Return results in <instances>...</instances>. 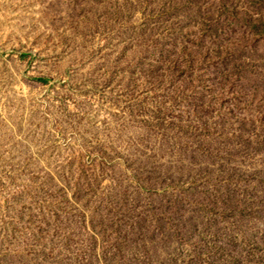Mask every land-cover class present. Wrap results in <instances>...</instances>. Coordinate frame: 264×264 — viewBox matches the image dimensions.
Segmentation results:
<instances>
[{
  "label": "rangeland",
  "instance_id": "rangeland-1",
  "mask_svg": "<svg viewBox=\"0 0 264 264\" xmlns=\"http://www.w3.org/2000/svg\"><path fill=\"white\" fill-rule=\"evenodd\" d=\"M0 264H264V0H0Z\"/></svg>",
  "mask_w": 264,
  "mask_h": 264
},
{
  "label": "trees",
  "instance_id": "trees-1",
  "mask_svg": "<svg viewBox=\"0 0 264 264\" xmlns=\"http://www.w3.org/2000/svg\"><path fill=\"white\" fill-rule=\"evenodd\" d=\"M37 81L44 82V81H46V80H45V79H42V78H40V79H38Z\"/></svg>",
  "mask_w": 264,
  "mask_h": 264
}]
</instances>
